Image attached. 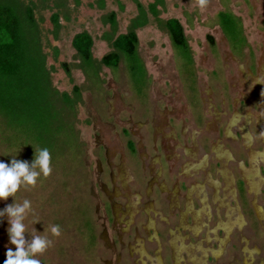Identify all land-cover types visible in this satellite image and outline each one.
<instances>
[{
  "label": "rangeland",
  "instance_id": "1",
  "mask_svg": "<svg viewBox=\"0 0 264 264\" xmlns=\"http://www.w3.org/2000/svg\"><path fill=\"white\" fill-rule=\"evenodd\" d=\"M10 1L19 3L26 30L23 9L31 7L36 28L33 33L27 31L26 37H37L57 124L47 147L51 175H41L35 187L22 185L13 198L0 201V211L14 201H31L32 210L24 221L26 240L31 239L34 228L53 241L39 256L41 262L107 264L112 250L123 256L137 236L145 240L143 247L153 257L157 245L151 221L164 264H173L169 233L177 229L187 244L200 240L205 248L216 250L208 254L207 264H245V246L258 247L263 260L258 261L255 254L253 264H264V224L257 215L261 209L264 212V167L260 166L263 184L255 200L238 166L248 165L250 150H264V0H208L205 7L198 0ZM111 13L114 27L108 21ZM222 14L241 25L240 32L232 27L234 37L225 35ZM168 19L181 24L188 54L172 44L164 27ZM131 30L138 37L133 72L124 56L117 68L103 66L101 58L113 51L112 40ZM81 32L93 41L89 64L71 44ZM121 103L125 110L121 111ZM129 118L132 125L125 129L131 135H125L122 122ZM139 123L141 127L136 125ZM14 124L11 128L0 113V162L10 164L15 157L31 164L42 147L31 136L29 122ZM245 128L251 142L244 141ZM127 141L133 152L126 148ZM114 148L119 151L114 163L119 162L120 151L125 157L119 176L116 174L120 196L110 201L106 161ZM146 157L147 170L154 165L150 168L155 180L151 196L145 188L147 178L142 182L138 161ZM224 164L234 177L235 199L229 197V204L238 206L245 220V226L235 227L228 239L215 229L218 212L225 219L215 194V185L225 184ZM167 170L172 172L171 179ZM175 190L176 205L171 196ZM155 191L170 194L161 201ZM219 197L224 198L222 193ZM130 201L134 215L126 210ZM189 202L195 211L202 210L199 231H193ZM51 225L60 226L58 238L48 231ZM8 227L7 217L0 218V231L7 236ZM220 240L225 244L217 251ZM10 245L2 246L0 252L14 248ZM128 256L121 264L131 263ZM188 261L184 254L183 264H192Z\"/></svg>",
  "mask_w": 264,
  "mask_h": 264
},
{
  "label": "trees",
  "instance_id": "2",
  "mask_svg": "<svg viewBox=\"0 0 264 264\" xmlns=\"http://www.w3.org/2000/svg\"><path fill=\"white\" fill-rule=\"evenodd\" d=\"M18 5L10 0H0V113L11 128L15 122H29L31 136L42 148H49L55 133L57 113L48 99L50 84L37 37H26L27 31L33 33L32 30L36 28L31 7L24 6L23 9L28 27L26 30ZM52 20L57 23L56 15ZM108 21L115 26L114 13L109 15ZM220 23L225 35L226 32L232 33L234 37V19L222 14ZM164 27L174 47L188 54V44L179 21L168 19ZM71 44L78 57L89 64L93 45L90 35L78 33ZM137 46L138 37L134 30L120 34L111 42L113 51L103 56L100 63L108 68H117L120 57L124 56L133 72L138 60Z\"/></svg>",
  "mask_w": 264,
  "mask_h": 264
},
{
  "label": "flooded vegetation",
  "instance_id": "3",
  "mask_svg": "<svg viewBox=\"0 0 264 264\" xmlns=\"http://www.w3.org/2000/svg\"><path fill=\"white\" fill-rule=\"evenodd\" d=\"M236 23H235V26L239 29V32H240V29H241V25L239 24L238 21L234 20ZM242 33V31H241ZM230 41H235V38H229ZM125 97H127V95L125 94L124 95ZM114 99H117L116 97ZM125 104L121 103V105L119 106L121 111L122 110H125ZM264 113V112H263ZM116 120L115 121H119L120 118H115ZM132 125V122H131V119H124L123 122H122V128L123 129V132L122 133H125V135L130 134V132H128L127 129V126H131ZM138 127H141V124H136ZM244 141H246L247 139L249 140V142H251L250 140V136L248 135V131L247 129L245 128L244 130ZM124 135V134H123ZM122 147V146H121ZM112 148V147H111ZM126 148L128 149L129 152H133L134 151V148H133V145L130 141H127L126 143ZM117 148H114L110 154V156H108V160L106 161V166L107 168L109 169L108 170V176H109V185H110V188H111V197H109L108 199L111 201L113 199H115L116 197L120 196L119 195V190H118V187H117V180H116V174L119 176L120 172H121V165L122 162L124 163V153L122 151H120V157H119V162L116 164L114 163L112 160L116 158V152H119L116 150ZM158 156V155H156ZM148 157H146L145 159H141V160H138L140 165H141V168H142V173H143V184L145 182V178H147V181L145 182V188H147L146 190H148V196H151V194H153L152 192V189H154V179H151V171H150V168L152 169L154 167V165H149V170L148 167H146V159ZM154 158H158V157H155ZM112 161V162H111ZM157 164H160V159H158V162ZM161 165V164H160ZM263 166L264 167V150L263 151H259V152H255L253 150H250L248 152V165H244L243 163H239L238 166L240 168V173L242 175V178L244 179V182L246 184V188L249 192L250 195L254 196L255 200H257V197L262 189V184H263V179L262 177L260 176L259 174V171H260V166ZM224 171H225V174H224V180H225V184L224 186H219V185H215V194L217 196V200H216V205L218 206V208H222L224 210V216H225V219L222 220L220 218V214L218 212V223L216 225V230H222L223 233H224V237L226 239L229 238V236L232 234L233 230L235 227H237L238 225L239 226H245V220H244V216L242 215V212L241 210L238 208V206H235L233 207L231 204H229V197L231 198H234L235 199V192H234V177H233V174L232 172H230V170L228 169V166L226 164L223 165V168H222ZM160 175L162 174V170L160 169ZM167 175L172 176V172H170V170H167ZM171 179V177H170ZM227 181V183H226ZM103 189L108 193V188L103 185ZM194 190V189H193ZM165 191H167L165 189ZM169 192H166L165 194L161 193V192H154V194L156 196H158L160 198V200H165L169 197ZM219 193H222L223 194V199H221L219 197ZM176 195H177V192L176 190L174 192H172L171 196H172V199H173V203L176 205L178 202H177V198H176ZM203 196L206 197V193L205 191L203 192ZM127 201H128V198H126ZM158 199V198H157ZM188 200H190V196L188 198ZM227 200V201H226ZM131 202V201H130ZM129 202V203H130ZM205 204V205H204ZM134 203L131 202L130 203V207L128 204H126V210L128 212H131V215L133 214L134 215V212H135V209H134ZM171 205V204H170ZM203 205L206 207V210L208 211L209 208H208V204L205 202H203ZM207 205V206H206ZM118 208L120 209V205H118ZM135 206H137L135 204ZM255 207V205H254ZM257 207V208H256ZM255 209L257 210L259 207L256 206ZM136 208V207H135ZM187 209H189V213H192V217H193V231H199L201 229V225H202V210L200 211H195L191 205V203L189 202V204H187ZM193 209V211H192ZM138 210V209H137ZM205 209H203L204 212H206ZM192 211V212H191ZM260 214H257L258 215V218L263 222L264 224V212H262L263 210L261 209L260 210ZM240 213V216L239 218L238 217V214ZM257 213V211H256ZM125 214V213H124ZM124 214L122 215L124 217ZM184 215V214H183ZM209 215V213H207V216ZM120 221V220H119ZM121 223V222H119ZM131 222H127V224ZM119 225V224H118ZM151 229H153L154 233L153 236L155 238V241H156V251L154 252V256L151 257L148 253H146V248L145 246L143 247V244L145 245L144 243V239L137 236L136 239H135V243H134V246H129L128 247V250H126V253L122 256L120 255V253H117V255H115V250H112L110 252V258L108 262H106L107 264H121L123 260L127 259V256H128V252H129V256H128V259L131 261V263L129 264H146L148 261H149V264H158L161 262V264H164V261L161 257V245H160V242H159V239L157 237V233L156 231L154 230L153 226H152V223L150 221L149 223ZM128 226V225H127ZM114 228V227H112ZM263 229H264V225H263ZM213 229V233H215V231ZM124 232V231H123ZM146 232V230H145ZM146 234V233H145ZM216 236V233L214 234ZM124 236V235H123ZM122 236V237H123ZM208 236V235H207ZM118 237V236H117ZM122 237L118 238V241L120 240V247L122 248L124 246L123 244V241H122ZM217 237V236H216ZM8 245L9 244V237L3 232V231H0V248L4 245ZM225 243L223 242V240H220L219 241V246H218V249L217 251H220L223 247ZM151 245V244H150ZM169 247L171 249V252H172V260H173V264H183L184 262V254H187L188 256V263H192V264H207V261H206V258L208 256L209 253H214L215 251H213L212 249H208V248H205L204 245H203V242L198 240L197 242H190V243H186L184 241V238L183 236L181 235L180 231L177 229V230H171L170 233H169ZM11 247H14L13 245H10ZM13 250H15V248H12ZM8 249H3V253L0 252V264H4V260L6 258V252H7ZM111 250V249H110ZM134 250V251H133ZM255 254L257 256V258L259 259L258 261H262V253H261V250L258 248V247H254V248H250L249 246H245V249H244V261H245V264H253L255 262ZM127 255V256H126ZM262 263V262H261ZM41 264H43L41 262Z\"/></svg>",
  "mask_w": 264,
  "mask_h": 264
},
{
  "label": "clouds",
  "instance_id": "4",
  "mask_svg": "<svg viewBox=\"0 0 264 264\" xmlns=\"http://www.w3.org/2000/svg\"><path fill=\"white\" fill-rule=\"evenodd\" d=\"M207 2L208 0H198L201 7H205ZM51 159V153L45 147L38 150L31 164L17 160L15 157L10 164L0 162V201L7 200L9 197L13 198L22 185L35 187L41 175L44 177L51 175ZM31 210V201L24 199L22 203L14 201L0 211V218L7 217L9 243L15 248V250L8 248L4 264H41L39 256L52 245L51 239L37 233L34 228L31 239L26 240L27 229L24 221ZM48 231L52 237L57 238L62 232L59 225H51Z\"/></svg>",
  "mask_w": 264,
  "mask_h": 264
}]
</instances>
